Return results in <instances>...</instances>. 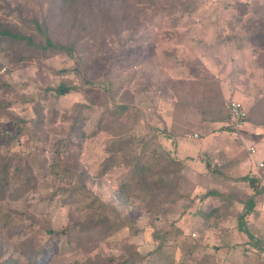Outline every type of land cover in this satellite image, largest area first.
I'll return each mask as SVG.
<instances>
[{
    "label": "rangeland",
    "instance_id": "1",
    "mask_svg": "<svg viewBox=\"0 0 264 264\" xmlns=\"http://www.w3.org/2000/svg\"><path fill=\"white\" fill-rule=\"evenodd\" d=\"M60 1L0 0V27L33 41L0 40V264H258L241 206L209 217L264 144V0H159L135 34L120 0L103 32L94 4ZM43 18L72 55L37 47Z\"/></svg>",
    "mask_w": 264,
    "mask_h": 264
},
{
    "label": "crops",
    "instance_id": "2",
    "mask_svg": "<svg viewBox=\"0 0 264 264\" xmlns=\"http://www.w3.org/2000/svg\"><path fill=\"white\" fill-rule=\"evenodd\" d=\"M255 131L259 132V129H255ZM259 140V138L255 140L258 148L256 151L251 150V152H255L253 155L248 157L244 154L241 156V177L239 178L241 182V200L237 199V201H235V199L230 198L227 201L228 205L223 203L224 201L217 202V210L214 209L210 212L209 217L212 219V228L214 229V227H216L214 226L216 220L220 218L216 216L218 213L223 212L227 207L232 209L234 206H241V214L236 218V230L241 236V246L239 247L243 254H252L251 252H255L257 254L256 259L258 264V251L260 246L264 243V144H259ZM254 143L255 142L250 139H242L241 148L245 149L242 150V152H245L247 147H250L249 145H253ZM212 171L217 173L215 170ZM244 177L249 179L244 181L242 180ZM216 195H218V193ZM216 195L214 193L213 197L209 198H214ZM215 200L216 199H212L210 202L212 204H208L207 206L215 204ZM208 211L209 210L206 209V212ZM235 248L237 247L233 249L232 244L228 245L226 243L211 245L209 248L212 251L210 261H214L215 252L231 253L236 251ZM245 258V256H242L241 260L244 261Z\"/></svg>",
    "mask_w": 264,
    "mask_h": 264
},
{
    "label": "trees",
    "instance_id": "3",
    "mask_svg": "<svg viewBox=\"0 0 264 264\" xmlns=\"http://www.w3.org/2000/svg\"><path fill=\"white\" fill-rule=\"evenodd\" d=\"M77 1L82 2V4H87V3H92L94 4L95 8L98 10L96 12L98 17H93L94 22L98 21L99 19V23L100 26L98 27L99 31L103 32L106 29V20L109 21L110 18H112V20L114 21V16H115V9H116V5L118 3V0H61L58 3V8L65 13V15L68 14V12H70V10H72L73 8H76L77 6H75ZM123 8L119 11L120 14L117 18V20L119 22H127L126 26L122 29V31L124 30H129L131 24H129V19L132 18V20L134 21V25L133 28L131 29L132 33L135 34V32L138 31V25L141 23V20H139V15L141 13L142 10H145L146 7L147 10L151 11L154 10L156 11V6H158V10H161L159 7H162V9H164V5L159 3V0H120L119 1ZM143 5V7H142ZM134 9L132 11L129 10V8H133ZM142 7V8H141ZM117 11V10H116ZM117 13V12H116ZM145 15H149V14H143V19L145 21L146 17ZM101 16V17H100ZM131 17V18H130ZM72 22H74L72 25L75 26L77 24V19L73 18ZM33 25H34V30L38 33V35H40V37L42 38V43L38 44L37 47L41 48L42 50L45 49H54V50H58L61 52H64L68 55H72L73 50H74V45L75 42H64V43H53V41L51 40V38L48 35V24H47V20L45 18H43V21H41V24H39L38 20H32ZM63 25H65L63 23ZM0 40L1 41H11L14 43H24V44H31L33 43L32 41V37L30 35H25V34H20L14 31H11L10 29L6 28V27H0ZM75 87L73 86H67L64 84H60L58 85V87L51 89L52 92L54 93V95L56 96H63L66 95L68 93H70L71 91H75ZM207 167L208 164H206ZM249 178L244 177L242 180H248ZM250 183V180H249ZM215 192L213 191H209L206 192L205 194H203V196L200 198V201H203L206 198L209 197H213ZM204 214V213H203ZM201 213V215H203ZM37 259L36 256H32L29 258V263L30 264H36ZM9 264H12V262H9Z\"/></svg>",
    "mask_w": 264,
    "mask_h": 264
},
{
    "label": "built area",
    "instance_id": "4",
    "mask_svg": "<svg viewBox=\"0 0 264 264\" xmlns=\"http://www.w3.org/2000/svg\"><path fill=\"white\" fill-rule=\"evenodd\" d=\"M228 112L230 115V123L232 127H238L246 117V112L242 104L239 102H230L228 104ZM259 264H264V243L258 251Z\"/></svg>",
    "mask_w": 264,
    "mask_h": 264
}]
</instances>
